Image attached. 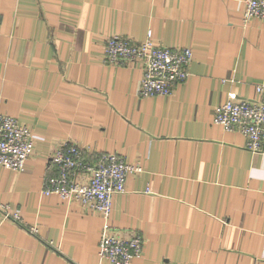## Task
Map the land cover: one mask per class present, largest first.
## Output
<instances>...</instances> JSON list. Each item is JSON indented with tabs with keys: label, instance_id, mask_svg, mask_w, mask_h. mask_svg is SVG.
I'll return each mask as SVG.
<instances>
[{
	"label": "crops",
	"instance_id": "0c3cea01",
	"mask_svg": "<svg viewBox=\"0 0 264 264\" xmlns=\"http://www.w3.org/2000/svg\"><path fill=\"white\" fill-rule=\"evenodd\" d=\"M244 0H0V112L26 124L33 154L0 166V264H110L104 219L42 192L50 156L75 142L88 162L115 153L140 168L112 197L111 227L141 235L131 264H264V146L213 123L230 96L264 84V20ZM192 52L170 96L141 98V70L109 65L118 35Z\"/></svg>",
	"mask_w": 264,
	"mask_h": 264
},
{
	"label": "built area",
	"instance_id": "2783aa9c",
	"mask_svg": "<svg viewBox=\"0 0 264 264\" xmlns=\"http://www.w3.org/2000/svg\"><path fill=\"white\" fill-rule=\"evenodd\" d=\"M264 20V0H244L242 22ZM192 52L188 48H167L153 40L151 31L146 39L135 42L113 35L104 42V61L109 65H130L141 70L138 96H170L173 87L188 76ZM253 99L230 96L215 108L213 123L225 131L237 132L245 138V148L253 153L264 146V84L255 87ZM30 128L15 118L0 112V166L21 172L33 154ZM56 175L44 179V195H57L94 211L104 219L98 242V255L110 264H131L140 257L143 239L140 234L121 235L109 223L112 197L125 191L129 174L140 168L127 163L115 153L95 155L88 162L84 150L75 142L56 147L50 156ZM4 219L20 221L17 210L0 203Z\"/></svg>",
	"mask_w": 264,
	"mask_h": 264
}]
</instances>
